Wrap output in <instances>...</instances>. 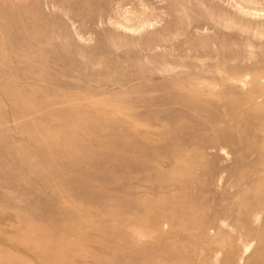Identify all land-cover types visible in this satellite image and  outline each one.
<instances>
[{
  "label": "rangeland",
  "instance_id": "obj_1",
  "mask_svg": "<svg viewBox=\"0 0 264 264\" xmlns=\"http://www.w3.org/2000/svg\"><path fill=\"white\" fill-rule=\"evenodd\" d=\"M263 257L264 0H0V264Z\"/></svg>",
  "mask_w": 264,
  "mask_h": 264
},
{
  "label": "bare ground",
  "instance_id": "obj_2",
  "mask_svg": "<svg viewBox=\"0 0 264 264\" xmlns=\"http://www.w3.org/2000/svg\"><path fill=\"white\" fill-rule=\"evenodd\" d=\"M212 90V89H211ZM264 258V257H263Z\"/></svg>",
  "mask_w": 264,
  "mask_h": 264
}]
</instances>
